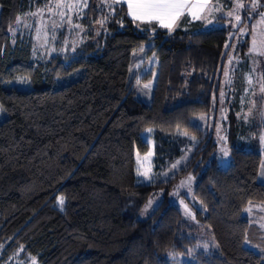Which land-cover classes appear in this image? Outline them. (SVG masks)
Instances as JSON below:
<instances>
[{
	"label": "trees",
	"instance_id": "trees-1",
	"mask_svg": "<svg viewBox=\"0 0 264 264\" xmlns=\"http://www.w3.org/2000/svg\"><path fill=\"white\" fill-rule=\"evenodd\" d=\"M47 1L0 0V261L23 247L38 264H264V253L245 246L255 226L242 214L248 204H264L259 152L232 145L222 168L211 138L173 176L149 183L135 176V151L149 148L145 129L153 130L155 168H165L190 143L183 132L201 134L190 117L213 110V100L218 109L226 72L240 94L239 67L264 0H239L245 7L235 27L221 15L206 29L191 20L172 31L134 22L122 2L87 0L85 42L62 53L61 32L55 52L42 57L32 30H9ZM222 2L228 8L234 0ZM149 42L146 53L157 63L145 105L127 77L132 52ZM17 79L21 88L8 85ZM261 84L264 95V59ZM189 172L200 205L195 217L218 248L185 262L178 257L195 245L194 227L174 204L163 198L144 219L135 215Z\"/></svg>",
	"mask_w": 264,
	"mask_h": 264
},
{
	"label": "rangeland",
	"instance_id": "rangeland-1",
	"mask_svg": "<svg viewBox=\"0 0 264 264\" xmlns=\"http://www.w3.org/2000/svg\"><path fill=\"white\" fill-rule=\"evenodd\" d=\"M122 3L124 4V2ZM86 4L87 0H48L43 7L29 12L21 18H17L9 31L14 33L17 28L26 31L32 30L33 51L35 55L42 57H47L55 52V42L59 33L63 32V40L59 51L67 53L86 40L85 30L80 23ZM124 5L126 7V4ZM238 5H242V3L239 0H234L232 5L226 8L222 0H214L210 7L207 6L209 7L206 9L207 11L200 16L201 27L203 29L211 27L214 20L221 15L232 19L230 22H225V25L230 24L235 27L241 21L238 22L235 18L237 16L241 18V14H239L241 7ZM245 17L247 19L251 17V10L247 12ZM130 18L136 23H153L161 27L156 21L145 22ZM175 28H178L177 25L172 30ZM245 28L246 25H242V29L246 30ZM249 35L248 58L239 67L240 75L243 78V83L241 82L240 85V88H242L240 94L235 97V90L238 86L234 84L233 74L226 72L221 78L218 109L215 108V100H213V110L190 117L191 123L200 128L201 134L196 136L183 132V135L188 136L190 139V143L184 146L181 154L165 168H155L153 130L152 128L145 129L142 135L149 142V148L144 153L135 151V176L137 182L149 183L173 176L179 168L187 164L195 151L196 145L206 144L207 139L212 138L215 143L218 166L222 168L229 163L230 147L232 145L243 150H250L253 149L251 144H254L257 140H263L264 98L259 99V97L263 95L261 68L264 59V18L257 16L254 19ZM150 44L151 42L146 43L139 50L132 52L127 77L128 81L132 82L135 98L145 105H149L151 102L156 76V68H153V66L157 63V57L154 54L147 55L145 48ZM142 75L149 76V78L141 80ZM8 85L20 87L18 79L9 81ZM26 85L21 83V86L26 87ZM226 101L229 103L224 105L223 102ZM231 115L232 123L230 122ZM4 116L5 114L0 107V121ZM149 129L151 131H148ZM262 143L263 141H260V144ZM224 151L228 152V156H224ZM174 165L175 167H173ZM140 173H147V175H141ZM193 186L194 175L191 172L186 173L179 177V180L168 193H165L164 190L153 193L135 215L136 219H144L163 198H167L170 203L174 204L180 210L182 219L194 227L195 245L189 249L187 255L178 257L185 262H192L193 255L196 252L213 253L218 248L208 227L201 219L195 217V210L200 209V205L193 197ZM261 206L264 207V204H248L243 209L242 214L254 222V216H257L258 211H260L262 213V225L264 226V208L261 209ZM255 223L259 225L258 222ZM245 246L249 247V244L245 242ZM1 255L0 251V257ZM0 264H38V260L37 257L24 253L23 247H19L5 260L0 261Z\"/></svg>",
	"mask_w": 264,
	"mask_h": 264
},
{
	"label": "snow or ice",
	"instance_id": "snow-or-ice-1",
	"mask_svg": "<svg viewBox=\"0 0 264 264\" xmlns=\"http://www.w3.org/2000/svg\"><path fill=\"white\" fill-rule=\"evenodd\" d=\"M116 2L119 3L121 0H116ZM206 4L207 0H205L203 4H190L189 0H129L128 8L129 15H131L134 20L145 22L156 21L161 27L172 31L176 22L186 10L189 8H199L203 10ZM238 6L241 8L245 7L244 5ZM256 7V5H253V11H255ZM190 14L193 15L194 18H200L196 11H192ZM262 18H264V14H262ZM236 20L239 22L241 18L237 16ZM145 87H147V85H145ZM148 131H151V129ZM224 156H228L227 151H224ZM173 167H175V165ZM140 174L147 175V173ZM57 200L61 206L64 204L63 197H58Z\"/></svg>",
	"mask_w": 264,
	"mask_h": 264
},
{
	"label": "crops",
	"instance_id": "crops-1",
	"mask_svg": "<svg viewBox=\"0 0 264 264\" xmlns=\"http://www.w3.org/2000/svg\"><path fill=\"white\" fill-rule=\"evenodd\" d=\"M121 2H124V4H126L127 7V13L129 15V8H128V2L129 0H121ZM205 2V0H189L190 4H203ZM214 2V0H207V4L206 6L203 8V10H200L199 8H189L188 10L185 11V13L179 18V20L176 22L177 27H185L187 25V23L189 21H201L200 20V16L202 13H204L205 11H207L206 9L210 7V4ZM209 6V7H207ZM192 11H196L197 15L200 18H194L193 15H191L190 13ZM130 17H132L131 15H129ZM159 24V23H158ZM201 25V22H200ZM264 98V97H263ZM246 100V98H245ZM244 100V101H245ZM262 129H263V140H257L254 144H251V146H253V149L250 150H254L257 151L261 154L262 157V170H261V178L264 181V122L262 123ZM260 141H263L262 144H260ZM264 208L263 206H261V209ZM260 209V210H261ZM258 215L254 216V219L251 223L255 226L250 230V237H251V241H247V243L249 244V248L253 249L255 252L258 253H264V226L262 225V213L260 211H258ZM252 220V219H251ZM255 222H258L259 225ZM262 226V227H261Z\"/></svg>",
	"mask_w": 264,
	"mask_h": 264
}]
</instances>
